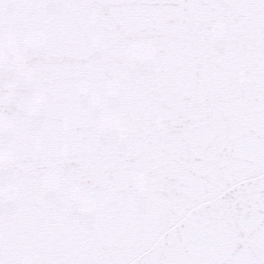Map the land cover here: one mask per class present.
Listing matches in <instances>:
<instances>
[{
  "label": "snow or ice",
  "instance_id": "6c2138e0",
  "mask_svg": "<svg viewBox=\"0 0 264 264\" xmlns=\"http://www.w3.org/2000/svg\"><path fill=\"white\" fill-rule=\"evenodd\" d=\"M0 264H264V0H0Z\"/></svg>",
  "mask_w": 264,
  "mask_h": 264
}]
</instances>
